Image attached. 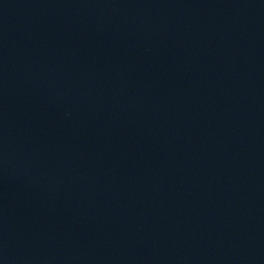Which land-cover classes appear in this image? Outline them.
<instances>
[{
	"label": "water",
	"instance_id": "1",
	"mask_svg": "<svg viewBox=\"0 0 264 264\" xmlns=\"http://www.w3.org/2000/svg\"><path fill=\"white\" fill-rule=\"evenodd\" d=\"M0 264H27L12 249L0 240Z\"/></svg>",
	"mask_w": 264,
	"mask_h": 264
}]
</instances>
